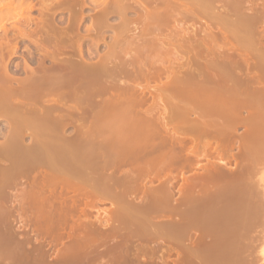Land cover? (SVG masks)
<instances>
[{"label": "bare ground", "instance_id": "bare-ground-1", "mask_svg": "<svg viewBox=\"0 0 264 264\" xmlns=\"http://www.w3.org/2000/svg\"><path fill=\"white\" fill-rule=\"evenodd\" d=\"M223 1L0 0V119L6 122L4 131L0 130L1 264H44L29 249L31 236L18 237V231L32 225L40 235L72 240L56 261L48 264H120L129 249V238L141 233L147 237L146 228L159 214L171 218L168 226L173 229L194 228L210 237L209 245L201 239L191 249L182 244L168 248V252L187 249L184 254L190 262L205 254L206 263L199 257L200 264L222 263V259L226 261L222 264L237 262L232 254L237 244L236 228L242 231L239 218L250 216L252 211L246 203L251 204L248 198L258 192L256 185L246 180L261 170L260 164L257 166L264 155L257 141L264 136L260 127L256 126L257 131L252 127L240 137L245 143L243 158L255 164L245 162L233 174H223L221 167L209 165L200 178L187 181L184 199H177L178 203L174 202L176 177L172 174L157 189L146 186L147 180L151 184L154 179L160 180L161 173L174 166L171 153L168 158L163 150L151 156L167 143L163 133L183 145L189 139L197 142L190 137L192 132L212 136L214 129L215 136L224 138L227 149L236 138L229 129L235 130L240 123L250 128L256 123L252 113L243 118L237 110L250 112L264 96L256 92V97L245 81L228 85L232 74L228 65L233 55L214 48L217 29L223 36L229 28L221 27L226 19L231 20L233 36L242 41L246 23L255 17L249 16L251 21L244 26L234 18L240 0L226 5L229 9ZM87 10L93 13L85 14ZM34 11L38 17L32 15ZM63 11L70 13L66 24L64 18L57 19ZM89 16L92 19L87 21ZM112 18L118 20L113 24ZM232 33L229 31V36ZM20 40L34 46L37 55L34 57L30 45L20 44ZM20 45L27 50L22 57V77L10 68L13 58L21 57ZM232 51L239 54L238 59L243 56L241 50V54ZM241 60L247 61L246 57ZM16 68L14 71L20 67ZM153 81L163 83L156 82L153 87ZM196 93L198 96L193 95ZM48 98L53 99L52 105ZM44 100L49 103L44 105ZM228 102L231 108H227ZM193 111L199 114L191 119L189 113ZM71 129L74 136H65ZM129 132L136 137H128ZM29 133L33 139L27 141ZM210 146L204 144L202 153ZM187 166L183 163L177 169ZM222 180H227L226 184L218 190ZM200 186L203 195H194ZM64 190L76 193L75 198L68 201L62 196ZM138 194L143 196L140 202L135 200ZM238 197L240 201L245 199L241 211ZM106 203L112 206L110 213L103 211L106 225L101 224V216L96 217L100 227L87 218L69 225L78 211L84 215L86 211L100 212L99 205ZM262 213L252 214V220L258 223ZM117 236L122 237L121 242ZM112 237L119 243L108 246ZM234 237L235 241L231 240ZM220 251L224 255L219 261L215 256ZM180 253L178 256L183 257ZM104 257L108 258L106 262L97 263Z\"/></svg>", "mask_w": 264, "mask_h": 264}, {"label": "rangeland", "instance_id": "rangeland-1", "mask_svg": "<svg viewBox=\"0 0 264 264\" xmlns=\"http://www.w3.org/2000/svg\"><path fill=\"white\" fill-rule=\"evenodd\" d=\"M104 1L105 0H97V3H101ZM232 1H234V0H230V2H227V0L223 1L225 4V8ZM239 3H240V5H239ZM239 3H238L239 7H237V9H239L238 11H240L239 13H241V14L243 13L242 15L246 14L247 16H245V15L240 16V14L237 11V13H236L237 15H236V17H234V18H236V20H239L241 23H244V26H245V23L248 20L251 21V19L255 17L254 20L252 19L253 22L246 23L245 27H247V26L248 27L245 29V31L243 33L244 35L242 34L244 36V38H246V39L244 40V38H243L244 41L243 40L241 41V39H236L237 37L233 36V33H232L231 20L226 19V20H228L227 21L229 23L228 25H227V22H223L224 25L222 24L221 21L219 22L220 25L222 24L221 27L225 26L224 28L222 27V29H225L227 26H229V28L227 27L229 30L225 29V30H227V32H225L224 33L225 35L223 34V36L222 35L220 36L221 33H218L219 29H217V28H220V27H216L219 25L218 22H216V23L213 22L214 25L218 24L216 26L213 25V27H216L217 33H218V34L216 33V35H217L216 40H215L216 44L214 43L215 45L214 44L213 45H214L215 50H217V48H219V49L222 48V50H224V51H222V53L224 52L223 54H230L231 53L230 55H233V56H231L230 64L228 65V67L231 70L230 73L232 72V74H233V76H232V74L230 76L233 78L231 79V77L229 76L230 78L228 77L226 83L228 85H231V86H235V85L237 86L238 82L245 81V82L249 83V85L251 86L252 90L255 93V96H256V92H257V95L262 94V96H264V94H263L264 93V0H240ZM240 8L241 9L243 8L242 9L243 11ZM5 12L8 13V11H5ZM87 13L92 14L93 10H87V12H85V14H87ZM69 14L70 13L68 11H63L61 13L59 12V15L57 14V16H58L57 19L62 20L64 18L63 20L66 24L67 23V17L69 18ZM32 15L34 17H38L39 13L37 11H34ZM251 16H252V18H251ZM243 17H246V19L245 18L243 19ZM248 17L251 19H249ZM91 19H92L91 16L86 18L87 21H90ZM114 19L112 18V20H111V23H113V24L118 20L117 18H116L117 20L116 19L114 20ZM230 19H232V18H230ZM223 21H225V20H223ZM86 27L87 26H84V29H86ZM198 27H201V25L198 24ZM222 29L220 31H222ZM225 30H223V32ZM229 31H230V33H232L231 34L232 36H229L230 35V34H228ZM110 32L112 33V31H109V33ZM12 35L10 34V36H12ZM198 36L202 37L203 33L198 32ZM108 40L110 41L111 38L109 37ZM20 41L22 42V43L20 42V44H24V43H26L25 45L29 44L28 41H25V40H24L25 42H23V40H20ZM25 45H20L21 46L20 49L21 48L22 49L19 51L20 54H18V55L21 57L13 58V60L15 62H13V60H12V62L14 64L12 63L13 65L11 64L12 66L10 67V68H12L11 70L13 71V73H16L17 76H20V77H22L24 75V73H22L20 71H21V67L23 66V61H22L23 60V58H22L23 54L27 55V53H26L27 50L24 51ZM29 45H30V47H28V48L30 50L33 49L32 53L34 54L33 56L35 57V55H37V54L35 53L34 46H32L31 44H29ZM23 46H24V48H23ZM31 46L33 48H31ZM104 47H105V45L101 46L102 49H104ZM232 50H236V53L239 52V50H241L242 54H241V52H239V53L241 55H243L242 57H246L247 61L242 63L241 62V61H243V60H241L242 57H240L241 59L240 58L238 59L239 54L237 53L238 54L237 55L238 57H237L236 54L234 53L235 51H232ZM21 53H22V55H21ZM24 57H25V55H24ZM246 64L248 65L247 67H246ZM15 65L17 67L18 66L20 67V68H18V71L17 70L14 71L15 69H17ZM32 66H35V63H33ZM227 70H229V69H227ZM19 74H21V75H19ZM162 81H164V80L162 79ZM156 82H158V81H156ZM156 82L153 81V82H151L150 85L153 86V85H155ZM161 82H158L157 84L161 85ZM141 84L146 85L145 82H143ZM233 84H235V85H233ZM194 91L199 93L198 90H194ZM192 93H195V92H192ZM198 93L193 94V95L198 96L197 95ZM199 95H200V93H199ZM258 96H256V97H258ZM46 100L49 101V98ZM51 100H53V99H51ZM51 100L49 101L50 103H51ZM149 100H151V99H149ZM46 102H45V100L43 101L44 105ZM49 102H47V103H49ZM263 102H264V97H263V100L261 101V103L259 105L255 106L250 112L247 109L246 110L244 109L241 111L237 110L238 111L237 113L239 115L241 114L240 116H242L243 118H248V116L252 113L254 116L255 122L258 124L256 125V123H255L253 125H250L251 126L250 128L248 127L249 125L246 126V125L241 124V123L235 125V127H234V125L231 126V127L236 128L235 130L233 128H232V130L229 129L231 131V134H233V136H235L236 138L234 141H232L233 144L229 145V147H230V148L228 147L229 149L224 148V146H227V143L225 141H223L224 138L222 140V139H220V137H217L214 135V129L211 130V133H213L212 136H214L216 138H213L212 136H209L208 134L202 136V135H198L197 133L192 132V134H189V135H191L190 137L196 138L197 142L192 143L189 139L183 145H179L176 142L170 140V137L167 136L165 133H163L162 137L167 140V143L165 145H163V147H161V148H156L152 152L151 156L158 155L159 152L163 150V152H165L167 154L166 158H168V156H170L169 154L171 153L172 155H174L172 157L173 159L171 161V164L173 163L172 165H174V166L169 170L167 169L166 172L161 173V176H160L161 179L160 180L156 179V181H155V179H154L152 184H151L150 180H147L146 186L150 187L148 189H151V187H152V189H157L159 186L168 182L167 177L171 176L170 174H172L173 176L176 177V181L173 185L174 202L178 203L184 199L185 194L183 192V189H184V186L187 183V181L193 180V179H195V177L197 179L200 178L201 174H203V173L205 174V171L207 170L205 168H208L209 165L214 164V165H217L218 167H221L220 169H222V172L224 171L223 174H227V173L233 174L234 172L236 173L237 170H239L242 167V165L245 164V162L247 164H252L254 161H246L245 157L243 158V156H244L243 150L245 149V146H244V149L242 146L245 145V143H244V139L240 138V137H241V135H242V137L245 136V134H247L249 132V130L251 131V129H253L252 127H254V131L255 130L257 131V129H255L256 126L260 127L259 128L260 131L263 130L262 132H264V106H263L264 103ZM52 104H53V102L50 105H52ZM39 105H42V104H39ZM47 105L50 106L49 104H47ZM227 108H231V104H229V102L227 104ZM193 112H190V113H192L191 116L189 113V117L191 119L197 118L198 117L197 113L199 114V112H197V111L196 112L193 111ZM3 120L4 119H2V120L0 119V130H2V131H4V127H2V126H6L5 120L4 121ZM177 132H181V131L178 130ZM125 133H127V132H125ZM125 133H124L123 137H125ZM130 133L132 134V132H129L130 136H128V137H133L135 135V134L131 135ZM67 134L70 137L72 134L74 136L73 129L68 130V133H66L65 136ZM30 135H31L30 133H29V136L27 135L28 136V137H26L27 141L31 140L32 137ZM127 135H128V133H127ZM134 137H136V135ZM0 139H1V137H0ZM135 139L136 138H134V140ZM156 141L158 142L157 144H159V139H156ZM257 141H259L258 143L262 146V148H261V149H263L262 153L260 152L262 155V154H264V143H263L264 142V136H262ZM260 141H262L261 142L262 144L260 143ZM224 143H226V144H224ZM204 144H207L209 146L211 145L206 150V153H204V152L202 153V150H201L202 149L201 147H203ZM260 145H258V146L260 147ZM225 149H226V151L224 152ZM194 151L197 154L196 153L194 154L193 153ZM198 152H199V154H198ZM193 154L199 155V156L196 157ZM200 155H202L201 158H199ZM203 156H205V157H203ZM260 158L262 159V161H260V159H259L257 161V166H258V164L261 165L264 162V159H263L264 155H262ZM228 159H230V160H228ZM221 162H225L226 164L223 165V163H221ZM255 162H254V164H255ZM183 163H186L188 165L187 168L184 170L177 169V167ZM190 164H193L194 166L189 167ZM226 165H228V166H226ZM263 165L264 164H262L260 167L258 166V168H260L261 170L257 169L258 171L255 172L250 177H248L249 180L248 179L246 180L248 183L256 185L257 191H258V192H256V195H254V196L252 195V197H254V198H252L251 200H249V198H248V201H251L252 205L249 204L248 201H247L248 204L246 203V206L249 205L248 207L252 211L250 216L254 213H255V215H256V213L261 214L264 211V179H263L264 178V166ZM125 168H124L125 170H128L129 166H127ZM118 171H116V172H118ZM119 172L117 173V175H119ZM222 181H221V183H219L220 185L218 184L219 186L217 185V187H216V188H218V190L222 189L225 186V184H226L225 182L227 180L223 181L224 183ZM150 184H151V186H150ZM221 185H223V186H221ZM201 187H203V186H200L195 190L196 193L194 195H196V196L203 195L204 192L202 190L203 188L201 189ZM199 192H201V194ZM13 193H14V191H13ZM73 193H74L73 191L70 192V191L64 190L62 192V196L65 195V197L68 198V201H70L72 197L75 198L76 193L74 195H73ZM238 196H240V195H238ZM142 197H143L142 194H138V199L136 198L135 200H138L140 202ZM243 198L241 201L245 200ZM240 199L238 197V202L240 203L239 204L240 205L239 210L241 211V209H244V205L241 203ZM66 203H67V201H66ZM99 207H100V209H99L100 212L97 210L99 212V214H98V212H95L96 210L91 211V212L86 211V215H84L80 211H78V213H75V215L73 216V219L70 220L69 225H72L74 223V221L76 222V221H78V219L84 220L87 218L89 220L88 221L89 223H92V224L94 223V225H96V226L99 225L98 227H100L101 226L100 223L97 222V218L99 216H101L100 218L102 219L101 224L106 225L107 224V223L105 224V219H106L105 215L106 214L104 215L103 211L107 210V212L110 213L112 206L110 203H106L104 205L103 204L99 205ZM255 209H257V210H255ZM263 215H264V213H262V216ZM78 216H79V218H78ZM250 216H247L245 218L240 217L239 218L240 221H239V219L237 220V221H239L240 227H243V228H242V231L240 229L236 228L237 240L235 243H237V244H236V246L234 245L236 248L234 247V251H233L234 253H232L234 255V258L235 259L237 258V260H236L237 262L235 264H264V255L262 253V248L264 247V216L262 217L263 218L262 220L258 221V223L254 222L252 220L253 217L252 216L250 217ZM170 219L171 218L169 216H167L166 214L156 215V217H154L153 222H151V224L148 225L150 227L146 228L145 235H147V237L146 236L143 237V235H144L143 233H141L140 235H135V234L132 235L129 238V240L130 239H132V240H130V242L128 240L129 243H127V244H129V245H127V246H129V249L127 248V252H125V254L123 253L125 256L123 255L122 259H124V260H122V263H120V264H123V262H125L124 264H177V263L178 264H186L187 263L186 261L190 260L189 258L187 260L188 255L184 254V252L185 253L187 252L186 251L187 249L184 250V248H183L180 251H178L181 247L179 249L177 248L178 253L182 252V255H184L182 257V256H178V253L176 250L172 251V253L168 252V250H169L168 248L178 247V245L182 246V244H184L185 246L183 245V247L191 249V248H193V246H197L198 243L200 244L201 239L204 242L203 244H205V245L210 244V242H209L210 237L206 236L205 234L202 235L201 232L197 229H194V228L189 229L188 228V230L181 229V231H180L178 229L176 230L175 228L173 229L172 227L168 226ZM246 220H248L249 222H247ZM262 221H263V223H262ZM247 223L248 224L250 223V224L248 225ZM242 224H244L245 226L244 225L242 226ZM17 225L19 226L20 224H17ZM237 227H239L238 224H237ZM244 227H246V228H244ZM34 228L35 227L32 225L24 231L23 230L18 231V237H19V235H20V238L21 237L26 238L27 236L30 238V236H31L32 239L31 238L30 239L28 238L29 240L27 239L29 241V247H30L29 249H32L34 254H37V256H40V258H42L44 264H48L50 262L56 261L59 253L61 255L63 253V251H65V249L72 243V240L68 239L67 237H65L61 241V239H56L55 237L45 235V233H44V235H42V234L40 235V233H38V231H35L36 229H34ZM68 228H69V226L67 227V229ZM170 228H172L174 231L171 230ZM33 231H34V233H33ZM179 231H180V233H179ZM21 234L22 235L24 234V236H22ZM149 234H151V236H149ZM35 235L38 238L35 237ZM36 238H37V240H36ZM116 238H118L120 241ZM116 238H115L116 240H114V237L109 239L107 242L108 246H113L114 244L116 245L117 243L122 241L121 236H117ZM236 238L235 237L231 238V240L235 241ZM164 241H166V243ZM233 241H232V243H234ZM164 243L167 244L166 245L167 248L165 247ZM144 245H145V247H144ZM163 248H165V249H163ZM160 249H162V251ZM173 249H176V248H173ZM102 250H104V248H102ZM166 250H167V252H166ZM148 251H150V252H148ZM168 253H171V254H168ZM127 254H129V256ZM218 254L219 255H217L215 257H218L219 261H220V255H221V259H222V256L224 254L221 251ZM180 255H181V253H180ZM203 255H205V254H203ZM203 255L198 256L197 258H194L193 259L194 261L193 260L191 262L189 261L187 264H190V263L195 264L196 262L197 263L199 262V264H200L201 261H200L199 257H202L203 262L206 263ZM205 257L207 260V256H205ZM107 259H108L107 257L106 258L104 257V259L97 260V263L100 262V260L101 261L103 260L104 262H106ZM209 259H208V261H209ZM180 260H182V261L179 262ZM183 260L184 261L186 260L185 261L186 263L185 262L183 263ZM223 260L224 259L221 260L222 263L226 262ZM193 262H195V263H193ZM219 263L222 264L221 262H218L217 264H219Z\"/></svg>", "mask_w": 264, "mask_h": 264}]
</instances>
